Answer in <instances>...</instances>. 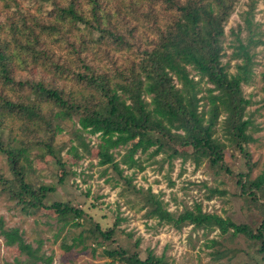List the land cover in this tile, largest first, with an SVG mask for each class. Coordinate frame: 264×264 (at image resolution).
<instances>
[{
  "label": "trees",
  "instance_id": "1",
  "mask_svg": "<svg viewBox=\"0 0 264 264\" xmlns=\"http://www.w3.org/2000/svg\"><path fill=\"white\" fill-rule=\"evenodd\" d=\"M8 1L17 11L0 22V155L7 164L6 175L0 171V196L9 209L24 218L54 215L71 236L64 251L96 246L107 259L104 264H170L151 251L141 258L139 240L123 247L115 237L119 218L103 228L78 205L50 200L54 185L30 179L37 159L49 165L56 185L66 183L75 173L63 161L62 150L74 142L68 152L81 158L78 146L87 150L90 142L84 140L95 137L93 152L104 168L105 184H119L126 204L136 205L146 221L178 232L187 227L203 235L218 232L226 241L243 237V254L252 264H264V164L252 178L255 165L248 145L255 142V129L243 91L258 65L253 48L264 46V32L254 23L257 0L240 13L243 25L231 29L229 55L223 46L225 25L238 0H120L116 4L124 10L117 7L112 14L103 0H34L35 14ZM135 19L146 26L143 47ZM108 44L123 56L121 62L109 60ZM54 46L66 54L56 53ZM100 57L108 64L103 71L94 65ZM259 78L264 83V72ZM66 128L71 138L61 140ZM119 150L125 153L116 161ZM158 155L195 169L206 164L213 175L231 183L233 197L256 220L236 223L205 212L199 202L169 211L150 188L133 185V175L123 176L121 166L142 171L141 156L147 161ZM238 157L246 172L229 165ZM224 193L207 188L206 199ZM0 237L5 247L27 254L29 263H51L52 257L36 255L40 246L32 249L18 228H6L2 216ZM204 246L217 247L209 254L212 260L230 263L236 256L218 239H206Z\"/></svg>",
  "mask_w": 264,
  "mask_h": 264
},
{
  "label": "rangeland",
  "instance_id": "2",
  "mask_svg": "<svg viewBox=\"0 0 264 264\" xmlns=\"http://www.w3.org/2000/svg\"><path fill=\"white\" fill-rule=\"evenodd\" d=\"M104 8L108 13L114 12L120 7V0H103ZM250 0H238L234 6L232 15L225 25L224 47L227 55L231 50V29L236 31L243 22L240 13L247 10ZM18 10L36 13L34 0H15ZM13 5L8 0H0V22L10 16L14 17ZM124 10L121 8V11ZM128 17H134L128 14ZM136 20V19H135ZM138 21V22H136ZM134 21L138 26V38L140 46H144L142 33H146L145 23L140 19ZM254 23L260 24V30L264 32V0H257L255 6ZM126 25V22H124ZM142 36V37H140ZM240 37L245 39L246 32L241 31ZM264 40V39H262ZM115 46L108 44L106 49L109 51L111 61L121 62L123 56L114 52ZM54 51L66 54L58 46H54ZM255 53L254 60L257 66L254 69V80L248 86H244L245 98L251 102L247 108V117L252 121L255 133L254 143L248 145L251 156V163L255 165L252 170V178H255L264 164V83L260 82L259 75L264 72V46L258 45L253 48ZM94 62L100 70L108 68L107 60L103 57L97 58ZM226 59L223 60L225 62ZM234 62L231 63L233 65ZM233 71V70H231ZM69 128H66L60 139L67 140ZM87 138V136H85ZM71 138V137H70ZM69 138V139H70ZM60 141V140H59ZM88 143L87 150L78 146L77 153L81 158L74 157L68 152L69 143L61 152L63 161L70 166V171L75 175L66 177V183L56 185L53 177L50 176L51 170L46 162L36 159L29 172L30 179L34 183L51 184L56 187L55 193L50 195V200L69 202L71 205H78L85 210L89 216L99 222L103 228L110 227L119 218L120 223L116 232V240L126 248L131 247L135 241L139 240L137 251L141 258H145L149 251L155 256H163L170 264H252L250 258L244 255L247 252V242L243 237L234 238L226 241L222 237H217L218 232L203 235L202 231H193L191 227L182 229L178 232L168 226H158L155 222L146 221L141 213H136V205L131 207L126 204L125 198L120 193L122 187L105 184V178L101 177L104 168L98 166V158L95 157L96 148L95 137H88L84 140ZM116 154V161L125 153L119 150ZM135 156L134 158H136ZM48 161V158L46 159ZM232 170L246 172V166L241 158H236L234 162L229 161ZM143 170L131 169L123 170V176L133 175V185L138 188H150L160 199L168 203L169 211H181L184 206L191 207L194 202L202 204L203 210L207 213H215L224 218H229L236 223L251 224L256 217L247 212L242 201L233 197L236 191L231 183L221 176H215L206 164L199 169H195L188 162L182 164L180 160L167 162L163 155H158L154 159L145 161V156H141ZM0 171L7 173L5 157L0 155ZM107 177L112 180L113 175L107 171ZM118 179L117 177H115ZM114 184V183H112ZM207 188L219 189L225 193L221 196H214L210 200L206 199ZM89 192L88 196H85ZM0 216L3 217L6 228H18L23 235L26 244L32 249L40 246L37 256L52 257L50 264H104L107 259L103 256L102 248L91 246L86 251L73 249L64 251L63 244H70L71 236L67 234L68 227L61 228L62 224L57 222L51 213L39 212L35 216L24 218L16 210L9 209V203L0 196ZM206 239H218L222 248L228 249L236 254L229 263L227 259L212 260L209 254L213 249L204 246ZM94 249V251H92ZM242 251V252H239ZM244 253V254H243ZM35 255V256H36ZM25 253H19L15 248L5 247L3 239L0 237V264H44L43 261L29 263Z\"/></svg>",
  "mask_w": 264,
  "mask_h": 264
}]
</instances>
